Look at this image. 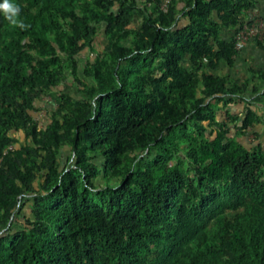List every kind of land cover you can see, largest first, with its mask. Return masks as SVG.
Here are the masks:
<instances>
[{
	"label": "trees",
	"instance_id": "trees-1",
	"mask_svg": "<svg viewBox=\"0 0 264 264\" xmlns=\"http://www.w3.org/2000/svg\"><path fill=\"white\" fill-rule=\"evenodd\" d=\"M179 1L0 10V264H264L260 90L216 74L264 12Z\"/></svg>",
	"mask_w": 264,
	"mask_h": 264
},
{
	"label": "crops",
	"instance_id": "crops-1",
	"mask_svg": "<svg viewBox=\"0 0 264 264\" xmlns=\"http://www.w3.org/2000/svg\"><path fill=\"white\" fill-rule=\"evenodd\" d=\"M184 6V0L183 1H179V7L180 8H183ZM259 9V12H264V0H260V5L258 7ZM247 15H249V17H251L250 19H252L254 16H258L259 14L257 12H253V13H248ZM259 18V17H258ZM187 22V19H181L180 21V25L183 26L185 25ZM228 32V31H227ZM225 32V33H227ZM229 35V33H227ZM246 50H253V51H257L261 56H264V46L263 48H259L257 45H255L254 43H250L246 46V48L244 50H242L240 53H239V56L234 59V65L233 67H228L226 65H221L219 68H218V71L216 72V74L218 76H221V77H229L233 80H239L238 78L241 77L243 82L247 81L249 79L250 76H252L256 81V77L252 75V72L256 73V74H264V58L262 57L261 60H260V57L258 56V60L261 64V67L258 66L257 68L255 67L256 65H253V68H248L246 69V72H244V68L242 66V60H241V55H243V53L246 51ZM240 81V80H239ZM251 89L249 88L250 91H252L255 87L258 89V87L256 86V83H253L251 84ZM262 95V98H264V90L263 91H260L259 93L257 94H260ZM257 94H252L249 93L247 96H246V99L242 100V102H240L239 104H235V105H231L229 107V112L232 110V114L233 115H238V116H243L246 108L249 106L250 108H252L253 110H255L260 119H261V122L256 126V132L260 133H264V99L261 100L260 102H257V99H255L253 102L251 101L250 103V99H254V97L257 95ZM254 103V104H253ZM246 104V105H245ZM243 106V109L242 110H238L240 106ZM231 113V112H230Z\"/></svg>",
	"mask_w": 264,
	"mask_h": 264
},
{
	"label": "rangeland",
	"instance_id": "rangeland-1",
	"mask_svg": "<svg viewBox=\"0 0 264 264\" xmlns=\"http://www.w3.org/2000/svg\"><path fill=\"white\" fill-rule=\"evenodd\" d=\"M260 42H262V41H260ZM258 56L260 57V60H261V58L263 57L264 58V56H261L257 51H253V50H246L244 53H243V55H241V60H242V66H243V68H244V72H246V69H248V68H253V65H256L255 67L257 68L258 66H260L261 67V64H260V62H259V60H258ZM241 82L240 83H242L243 82V80H242V78L241 77H239L238 78ZM254 78L252 77V76H250L249 77V79L247 80L248 82H249V84H250V89H251V84L253 83V81H254V83H256V86L258 87V89L260 90V91H263L264 90V81L262 80V79H259L258 77H256V81L255 80H253ZM258 79V80H257ZM241 84H239V86H240ZM227 87H228V89H230L231 87L230 86H228L227 85ZM64 91H71V89H70V85L69 84H65L64 86H62L61 87ZM249 92H251V91H249ZM255 99H257V102H260L261 100H263L264 98H262V95H261V93L260 94H257L255 97H254V99H250V103H251V101L253 102ZM255 102V101H254ZM53 105V106H55L56 107V102L54 101V99H52V98H47V99H42V101H40V103H39V107H40V113L39 114H36V115H38L37 117L39 118V120H40V122L41 123H45V115H46V113L44 112V111H46V108H48V106L49 105ZM254 104V103H253ZM246 105V104H245ZM239 109L238 110H242L243 109V106L241 105L240 107H238ZM231 113H232V110L230 111ZM226 120H228V119H226ZM263 120H264V118H263ZM260 135V138L259 139H257L256 138V136H254V135H251V137H248V139H246V137H244V138H240V140L239 141H241L244 145H246L247 147H252V146H254L255 144H261L262 145V147H263V149H264V133H262L261 132V134H259ZM254 140H256L255 142H254ZM22 141H23V139H22ZM67 156H68V154H67Z\"/></svg>",
	"mask_w": 264,
	"mask_h": 264
},
{
	"label": "built area",
	"instance_id": "built-area-1",
	"mask_svg": "<svg viewBox=\"0 0 264 264\" xmlns=\"http://www.w3.org/2000/svg\"><path fill=\"white\" fill-rule=\"evenodd\" d=\"M172 0H160V10L165 12ZM251 23H245L240 30H238L234 37V46L237 51H242L246 46L255 41H262L264 39V22L258 17L254 16ZM11 147L9 150H12Z\"/></svg>",
	"mask_w": 264,
	"mask_h": 264
},
{
	"label": "clouds",
	"instance_id": "clouds-1",
	"mask_svg": "<svg viewBox=\"0 0 264 264\" xmlns=\"http://www.w3.org/2000/svg\"><path fill=\"white\" fill-rule=\"evenodd\" d=\"M0 10L3 11L5 16L12 23H17V21L14 19V17L19 13L20 9L17 6H15L14 3L10 2V0H2V2H0ZM21 27H23L22 24H21Z\"/></svg>",
	"mask_w": 264,
	"mask_h": 264
}]
</instances>
